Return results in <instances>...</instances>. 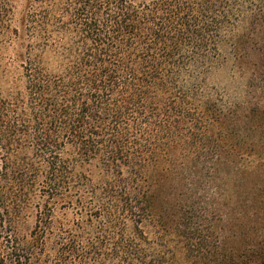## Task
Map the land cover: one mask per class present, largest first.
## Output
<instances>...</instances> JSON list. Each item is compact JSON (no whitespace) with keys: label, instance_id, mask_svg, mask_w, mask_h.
<instances>
[{"label":"trees","instance_id":"1","mask_svg":"<svg viewBox=\"0 0 264 264\" xmlns=\"http://www.w3.org/2000/svg\"><path fill=\"white\" fill-rule=\"evenodd\" d=\"M0 49V264H264V0H0Z\"/></svg>","mask_w":264,"mask_h":264},{"label":"rangeland","instance_id":"2","mask_svg":"<svg viewBox=\"0 0 264 264\" xmlns=\"http://www.w3.org/2000/svg\"><path fill=\"white\" fill-rule=\"evenodd\" d=\"M7 48V47H6ZM225 60L222 67L213 74L211 82L221 90H225L231 98H243L245 95V81L241 80L232 72V60L228 55V49L225 47ZM11 52L1 51L0 49V64L6 65L10 61ZM1 70V68H0Z\"/></svg>","mask_w":264,"mask_h":264}]
</instances>
